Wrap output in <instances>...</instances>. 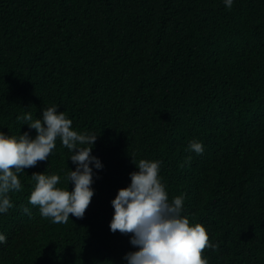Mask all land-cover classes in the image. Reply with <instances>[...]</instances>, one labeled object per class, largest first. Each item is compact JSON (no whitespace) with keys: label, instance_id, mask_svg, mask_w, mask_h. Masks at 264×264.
Instances as JSON below:
<instances>
[{"label":"trees","instance_id":"obj_1","mask_svg":"<svg viewBox=\"0 0 264 264\" xmlns=\"http://www.w3.org/2000/svg\"><path fill=\"white\" fill-rule=\"evenodd\" d=\"M52 105L98 135L103 168L83 218L58 226L29 203L31 175L71 189L69 150L57 139L18 173L0 264H127L110 201L140 159L161 162L169 200L217 245L208 264H264V0H0V131L34 137L23 118Z\"/></svg>","mask_w":264,"mask_h":264},{"label":"clouds","instance_id":"obj_2","mask_svg":"<svg viewBox=\"0 0 264 264\" xmlns=\"http://www.w3.org/2000/svg\"><path fill=\"white\" fill-rule=\"evenodd\" d=\"M223 3L231 9L234 0H223ZM23 119L30 121L27 125L35 130L34 137L28 131L18 137L0 131V214L13 207L8 193L22 187L17 174L34 167L38 161L48 160L59 139L71 153L69 159L75 165V170L68 167L65 176L71 189L58 186L61 181L58 174L33 173L31 178L35 184L29 203L39 206L41 216L51 218V225L67 223L69 214L83 218L94 195V169L103 168L99 158L92 155L98 135L74 130L72 120L63 111H58L57 105L42 109L40 118L33 120L28 115ZM188 149L199 155L204 146L193 139L189 141ZM133 163L137 170L129 174L130 183L118 189L110 201L113 214L109 230L131 234L130 244L136 248L125 255L127 264H208L201 253L205 248L215 249L217 245L209 242L204 226L190 223L187 214L182 213V196L169 200L159 176L161 162L140 159ZM24 212L30 210L25 208ZM5 239L0 233V243ZM105 257L106 254L101 255L102 259Z\"/></svg>","mask_w":264,"mask_h":264}]
</instances>
